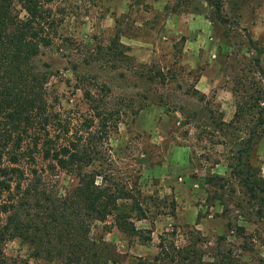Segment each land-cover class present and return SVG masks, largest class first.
I'll use <instances>...</instances> for the list:
<instances>
[{"label": "rangeland", "instance_id": "obj_1", "mask_svg": "<svg viewBox=\"0 0 264 264\" xmlns=\"http://www.w3.org/2000/svg\"><path fill=\"white\" fill-rule=\"evenodd\" d=\"M55 9L56 40L75 43L40 57L54 70L51 95L84 112L71 68L89 67L124 103L109 146L139 233H122L112 218L95 224L92 236L113 246L118 263L108 264L151 260L173 229L177 244L195 231L234 264H264V0H62ZM96 44L123 45L127 58L83 65ZM246 178L259 185L254 196ZM57 182L70 188L77 178L60 172ZM4 249L26 264H62L34 257L19 238Z\"/></svg>", "mask_w": 264, "mask_h": 264}, {"label": "trees", "instance_id": "obj_2", "mask_svg": "<svg viewBox=\"0 0 264 264\" xmlns=\"http://www.w3.org/2000/svg\"><path fill=\"white\" fill-rule=\"evenodd\" d=\"M60 1L0 0V264H26L5 253V243L14 238L31 245L34 257L50 262L118 263L113 246L103 236H92L93 226L112 218L122 233H139L123 206L130 193L112 172L110 133L125 114L123 100L116 101L111 87L91 75L89 67L78 66L71 72L86 110L64 108L59 96L51 95L54 70L40 57L53 47L71 51L75 43L70 37L56 40L60 17L55 8ZM114 48L88 46L82 64L108 62L107 55L127 58L123 45ZM257 123L263 124L264 118ZM253 139L254 133L245 152ZM60 172L75 176L76 185L59 186ZM243 185L251 196L259 186L248 178ZM190 233L177 244L176 229L163 232L158 253L140 264H234L212 241Z\"/></svg>", "mask_w": 264, "mask_h": 264}]
</instances>
